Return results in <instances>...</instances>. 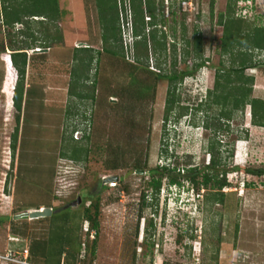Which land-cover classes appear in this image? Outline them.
Listing matches in <instances>:
<instances>
[{
	"label": "rangeland",
	"instance_id": "obj_1",
	"mask_svg": "<svg viewBox=\"0 0 264 264\" xmlns=\"http://www.w3.org/2000/svg\"><path fill=\"white\" fill-rule=\"evenodd\" d=\"M116 1L123 56L119 44L115 55L103 49L95 0H56L51 17L49 0H0V254L22 243L14 240L13 229L29 233L22 237L28 245L29 236L47 234L49 221L61 230L69 214L68 226L79 225L81 243L74 264H264V173L245 170L264 171V119L251 122L250 107L243 105L248 98L264 102V66L237 75L219 70L221 86L212 89L215 69L237 64L232 54L244 51L251 62L260 59L264 0L239 4L250 9V21L230 19V0H192L187 7L179 0H153L164 22L155 26L160 46L152 47L147 38L145 50L142 44L132 48L127 0ZM3 5L15 7L26 22L4 25ZM229 21L248 36L233 33L223 53ZM253 29L260 33L257 45ZM24 44L32 48L20 50L27 60L17 112L13 88L11 95L8 90L16 72L12 67L9 86L4 57L10 60ZM40 48L46 51L32 52ZM76 48L92 50L88 65L80 60L87 54ZM191 48L204 59L193 71L196 59L183 56ZM173 68L192 73L177 84L179 103L166 110L167 81L156 73ZM74 129L83 130L77 139ZM211 156L217 169L228 170V185L220 190L212 180L202 187L198 182ZM166 163L180 175L191 166L201 173L192 185L181 176L175 185L162 178L153 194L149 170ZM104 175L117 177L114 188L104 185ZM83 193L98 200L92 237L83 232L89 222L82 210L90 201L81 202ZM39 205L52 209L48 222L18 216ZM64 235L71 245V234ZM55 236L60 240L62 234Z\"/></svg>",
	"mask_w": 264,
	"mask_h": 264
},
{
	"label": "trees",
	"instance_id": "obj_2",
	"mask_svg": "<svg viewBox=\"0 0 264 264\" xmlns=\"http://www.w3.org/2000/svg\"><path fill=\"white\" fill-rule=\"evenodd\" d=\"M235 2L236 0H230V4H231V6L229 7V15L231 16L230 19L236 20V21H247V20L250 21V19H248L247 17L240 18V17L235 16ZM95 3L97 6V10H98V19L101 25V37L100 38H101L102 43L104 44L103 49L106 52L111 53L112 55H115L118 52V50L115 51L114 47L116 46V44H119L118 45L120 46L119 51L121 52V55L123 56V52H122L123 48L121 47V43H120V32H119L120 30H119V25H118L117 1L116 0H95ZM49 5L51 9H49V11L46 12V14L49 17H51L52 14H54L55 12L56 0H49ZM127 11H128V16H129L130 33L135 38L134 41H132L131 43L132 48L136 50L138 44H142L143 49L146 48L147 38L151 41L152 47L160 46V43H158V40L155 39V31H157L155 29V26L158 22L163 23L164 19L161 13V9H159L156 13V8L154 7L153 0H127ZM1 12H2V22L6 26L14 22H18V23L26 22L20 18L19 14L21 13L13 6L3 5ZM122 12L125 17L126 9L123 6V4H122ZM145 13L147 14V17H148L146 21H144ZM28 16H35V15L30 14ZM250 17L253 18L254 15ZM229 22H231V24L229 25V23H225V28H224V36L227 37V40L224 39L225 46L222 47L223 53L226 51L229 52L226 49L227 48L226 45L227 43H230V38L232 39L231 35L233 33L236 34L239 39L242 38L240 37V35H242L243 38L248 36L247 32L241 33L239 28L237 29L234 27L232 21H229ZM145 27H149V30L147 31L146 34L143 31ZM161 34H162L161 38L164 39V34L163 33ZM259 34L260 33H258L256 29L255 30L253 29L250 32L251 38L255 40L254 42L255 45L258 44L256 42L258 40ZM161 44L162 46L160 47L159 50H164V45L163 43ZM24 46L25 48L20 47V48L14 49L15 51L13 53H10V56H9L10 60L7 56L4 57V60L6 62L7 74L9 78H11L9 79V82H8L9 86L13 84L12 67L15 69V72H16L15 84L13 87L10 86L8 90L11 95V89L13 88L12 103H13L14 108L17 110V112H19L20 107H21V99H22V94H23L24 67H25L26 60H27V57L24 51H20V50L32 48L30 47V44H24ZM42 47H48V45H44ZM77 49L84 52L85 54L92 51L88 48H80V49L76 48V50ZM183 52H184L183 56L192 55L193 58L196 59V61L193 63L192 71L196 70L198 67H200L203 64L204 59L201 58L196 48H191V50H184ZM134 54H136L135 57L138 56L137 53H134ZM232 55L235 59H237V62H236L237 64L235 65V67L229 68V67L221 66L222 67L221 69L218 67L215 69L214 81H213V87H212L213 90H216L218 87L221 86V83L219 80L223 72L226 74L233 73L237 75V74H241L244 68H247V67L249 68L255 65L264 66V50L261 54L260 59L254 60L253 62H251V60L247 58L248 54L244 51H238ZM92 59H93V56L90 54H87V56L81 58L80 60L83 62V64L88 65ZM137 59L138 58L136 57V60ZM95 60L97 59L95 58ZM87 69H88V66L86 67L85 72L81 74L83 79L87 78V73H86ZM219 70L223 72L220 73ZM192 71L191 70L176 71L173 68L170 70L169 73H165V74H160L159 72L156 73V75L160 77L162 76L167 81V86H166V91H165V101H164V106L166 110L171 109V107L179 103L178 102L179 95L176 91L177 84H180L184 76L191 75ZM77 75L79 74L72 71L73 77H76ZM247 80H249V82L251 81V79H247ZM233 89L235 90L234 92H236L237 88L233 87ZM142 93H143V90H142ZM142 93L141 94L137 93V94L142 95ZM245 104H248L250 107L251 122H257V123L259 122L258 125H260L262 119H264V102L260 100L259 101L254 100L253 98H250V99L248 98L246 99V101H244L243 105ZM257 109L259 111L258 113H257ZM165 119H166V115H165ZM16 121H18V114L16 116ZM262 126H264V121L262 123ZM212 130H213L212 133L215 135L217 131H215L214 129ZM15 135H16V129L13 133V136L10 142V147L12 151L15 148ZM83 137L85 138L84 134H83ZM69 139L72 140L71 134H69ZM217 165L218 163L215 161L213 156H211L210 161L201 167L202 168L201 170L205 171L204 173H202L200 177V181H198L201 187L206 186L211 180L213 181L212 184L217 188V190H220L224 186L228 185V183L226 182L224 178V175L226 172H228V170H226L223 167H221V169H217L218 168ZM175 170H176V173H174ZM179 170L180 169H178L175 166L170 165L169 163L161 165L157 167L156 169H150L149 170L150 179L148 183L153 189V194H157V192L159 191V186H160V182L162 178H165L167 180L168 185H171V184L175 185V184H178L177 176H181L182 179H185L187 182H189L192 185L196 183L197 176L201 173L200 168H197L196 166H191V167L186 168L185 175H180L178 173ZM245 170L246 172L253 173V174H263L264 173V171H253L249 169H245ZM210 172L212 174V177H214L215 179H211V176L209 175ZM217 174L220 175V179H217L216 177ZM80 199H81V202L90 200L87 203L86 207H84L82 210V216L84 217V221L89 222V227L87 228V230L83 229V232L88 231V233H90V231H93V234L95 235V230L97 228V221H96L97 205H98L97 197L94 198V200H91L92 198L89 194L84 195L83 193ZM142 200H143V196H142ZM88 206L93 208L92 216L89 214ZM38 207L39 206H37L36 208ZM51 216H52V211L49 216L35 218L34 220L47 221V219L51 218ZM63 220H64L63 221L64 224H61V230L59 231L57 230L58 226L53 229V222L47 221L50 227L48 228L47 234L45 236H40V237L35 236V235L32 237L29 236L30 239H29L28 245H26V248L28 251V255H27L28 261L35 263V264H74L75 263L78 252L81 249L80 248L81 243L79 242L78 235H77L79 225H77L76 223H73V224L70 223V226H68V223L71 222V217L69 214L65 215ZM82 227L84 228V225ZM86 227H87V222H86ZM12 233L23 236V237L29 234V233L28 234L24 233L21 230L19 231L17 229H13ZM60 233L62 234V236L60 240H57L58 238L55 236V234L58 235ZM64 234L66 235L71 234V237H73L71 238V242H72L71 245H69L68 239H66ZM56 243L58 244L57 247L55 245ZM94 243L95 241L93 237L91 241V245H90L91 255H93V252H94L93 251ZM21 247L22 246H19V248ZM61 256H63L62 261L60 260Z\"/></svg>",
	"mask_w": 264,
	"mask_h": 264
},
{
	"label": "built area",
	"instance_id": "obj_3",
	"mask_svg": "<svg viewBox=\"0 0 264 264\" xmlns=\"http://www.w3.org/2000/svg\"><path fill=\"white\" fill-rule=\"evenodd\" d=\"M178 3L181 6L187 7V6H191L194 2H192V0H179ZM240 3H243V0H236L235 2V16L240 17V18L248 17V15H250L251 13L250 9L246 8L244 4L239 5ZM184 7H182V10H185ZM82 133H83V130L75 129L74 138L75 139L79 138ZM77 134H79V137L76 136ZM108 177H111V176L110 175H107V176L104 175V177L102 176V182L104 183V185L114 188L118 182L117 177L114 176L116 177V179L105 180ZM42 208L43 207H38L37 209L41 210ZM32 210L34 209H31L29 211H32ZM21 214H19L18 216H21ZM84 230H87V227H84ZM92 234L93 233H89L91 237H92ZM27 255H28V251H27L26 246H22L21 248H18L16 251L7 250L6 252L0 254V264H35L27 260Z\"/></svg>",
	"mask_w": 264,
	"mask_h": 264
},
{
	"label": "water",
	"instance_id": "obj_4",
	"mask_svg": "<svg viewBox=\"0 0 264 264\" xmlns=\"http://www.w3.org/2000/svg\"><path fill=\"white\" fill-rule=\"evenodd\" d=\"M44 51H46V48L36 49V50H33L32 52H44ZM139 172H141V171H139ZM111 179H116V177L111 176V177L106 178L105 180H111ZM74 203H76V202H74ZM50 213H51V208L43 207L41 210L34 209L32 211H29V212H24L21 214V216H26L29 219H35V218H39V217H46V216L50 215Z\"/></svg>",
	"mask_w": 264,
	"mask_h": 264
},
{
	"label": "crops",
	"instance_id": "obj_5",
	"mask_svg": "<svg viewBox=\"0 0 264 264\" xmlns=\"http://www.w3.org/2000/svg\"><path fill=\"white\" fill-rule=\"evenodd\" d=\"M39 207H47V206L46 205H39ZM32 209H36V208H32ZM15 236H16V239H14V240H18V239L20 240L21 239V241H22V243L18 245L17 249L19 248V246H26L25 238H22L23 236H20V235H17V234H15ZM62 259H63V256H61L60 260L62 261Z\"/></svg>",
	"mask_w": 264,
	"mask_h": 264
},
{
	"label": "clouds",
	"instance_id": "obj_6",
	"mask_svg": "<svg viewBox=\"0 0 264 264\" xmlns=\"http://www.w3.org/2000/svg\"><path fill=\"white\" fill-rule=\"evenodd\" d=\"M201 66H202V65H201ZM201 66H200V67H201ZM198 68H199V67H198ZM196 196H197V195H196ZM49 208H50V207H49ZM36 209H37V208H36ZM27 212H28V211H27Z\"/></svg>",
	"mask_w": 264,
	"mask_h": 264
}]
</instances>
